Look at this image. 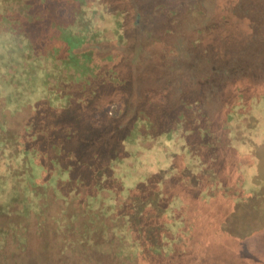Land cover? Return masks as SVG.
I'll use <instances>...</instances> for the list:
<instances>
[{"label":"trees","instance_id":"16d2710c","mask_svg":"<svg viewBox=\"0 0 264 264\" xmlns=\"http://www.w3.org/2000/svg\"><path fill=\"white\" fill-rule=\"evenodd\" d=\"M15 1L21 2L0 0V264H220L219 254L230 264L247 263L246 258L264 263L259 169L245 190L247 181L238 178L229 188L222 171H206L202 163L187 160L201 139L193 135L194 126L204 130L203 139L217 135L214 115L224 118L229 147L248 144L251 152L238 153L257 162L255 152L264 144V52L263 58L253 55L261 46L264 50V34L259 33L264 0H250L261 6L252 9L249 0H144L146 5L136 0H39L38 14L65 46L61 60L55 58L57 49L34 56L38 41L33 34L20 23L8 27L5 14ZM144 18L151 24L142 25ZM140 38L138 50L133 46L128 55L118 50L117 63L105 68L93 62L91 50L80 51L86 45L122 48ZM149 48H154L148 68L156 86L134 94L132 104L115 102L119 109L110 117L120 130L118 139L113 137L120 156L118 151L103 154L113 148L98 146L68 152L63 143H55L47 154H15L11 129H4L7 116L25 112L28 121L67 110L73 100L65 89L70 83L92 86L95 80L122 88L127 80L119 62L133 74ZM192 61L196 71L188 67ZM108 76L121 86L106 84ZM202 91L203 103L198 102ZM105 96L103 109L109 105ZM210 101L212 107L204 106ZM62 131V136H73L71 126ZM249 132L247 143L243 139ZM179 155L186 158L183 168ZM196 175L207 177L208 194L201 191L204 179ZM171 183L195 192L194 204L187 205V194L177 193ZM221 189L230 192L219 196ZM213 200L220 208L207 210ZM206 211L227 233L204 222ZM249 219H255L257 236L255 227L246 224Z\"/></svg>","mask_w":264,"mask_h":264},{"label":"rangeland","instance_id":"374dc122","mask_svg":"<svg viewBox=\"0 0 264 264\" xmlns=\"http://www.w3.org/2000/svg\"><path fill=\"white\" fill-rule=\"evenodd\" d=\"M13 2L11 5L10 10L6 11L7 19L9 20L8 27L13 26L16 23H20L23 26V30H25V33L27 34H33V39H36L38 41L37 45H35V53L34 56H45L48 53L52 52L54 49H57V53L55 55L56 60L64 59L66 56L65 52V46L56 39L57 33L54 29L51 28L50 24L47 20L40 17L38 14V11L40 9L39 0H20ZM136 3H141L143 5H146L144 3V0H136ZM258 1V0H257ZM23 6H28L27 10L25 9V13L19 12V8ZM249 5H254L252 8H260L261 6H255V3H251L249 0ZM146 15V13L143 15V17ZM146 17V16H145ZM151 24V20H146L145 18L142 20V25ZM2 25V24H1ZM0 25V26H1ZM4 27V26H3ZM260 32L264 34L263 28L259 29ZM141 44V38L136 41L135 44L131 43L125 47L122 48H112V47H106L103 46L100 47L98 50H95L89 46H85L80 51L83 50H91L92 53L95 55L93 62L99 64V67L105 68L106 66H114V64L117 63L118 56V50L120 53L129 54L132 47H137V45ZM146 49V48H145ZM154 48H149L148 54H146L145 59H143L142 64L139 63L134 67V73L132 74V70L129 73V69L127 66L120 65V62L118 64V67L120 68V72L123 74V77L125 80H127V84H124V87L122 88H110L105 86L104 84L99 85L100 82H97L95 80H92L91 85H84L83 83L80 84H69L65 86L66 91H69L71 96H73L72 103L70 104V107L67 110H64L60 113H55L53 111H50L49 117L45 118L42 116H36V120L33 118L32 120H25L24 113L21 112L17 116H13L9 118L7 116V119L4 121V129L7 130L11 129V134L13 135L14 139H12V146L15 148L14 152L15 154H19L23 150H29L30 152H41L43 154H47L46 152H53V147L56 145L55 143H63L61 147H63L68 152H90L88 150H91L93 148H96L95 146H98L99 148L104 147H110V149L113 148L112 151L103 152L109 153V156H114V153H119L118 156L122 154L120 152V148L114 145V136H119V129L116 130L117 120H113L110 117H114L115 113L119 109V105L115 102L120 101H126L130 104L134 103V99H132V96L134 94H141L144 91H153L155 85L154 79H152L153 73L149 70L148 65L151 63L150 60V54L151 50ZM135 50H138V48H135ZM264 50L261 46V49L257 51H254L253 58H263ZM132 53V52H131ZM137 52H133L132 59L135 58ZM112 55L111 61H102L104 59H107L108 56ZM100 62V63H99ZM194 62L189 63V69H192L196 71V66L192 65ZM194 67V68H193ZM187 68H184L186 70ZM99 71V68H98ZM198 71V70H197ZM99 72H97L98 74ZM196 73V72H195ZM195 73H192V75H195ZM70 74H72V71H70ZM128 76V77H127ZM103 80V79H102ZM97 82V83H95ZM106 84H113L121 86V83L118 80L113 79L112 77L108 76L105 81ZM95 83V84H94ZM98 85L97 88H94L93 85ZM96 85V86H97ZM84 86V87H83ZM126 87V88H125ZM214 89L216 93H219L220 88L215 87ZM101 91V94L99 93ZM94 92H98L99 94L97 96L99 97H93ZM107 93V96L109 95V102L106 109H103L102 103H105L103 101V98H105ZM205 91H202L199 101L203 103L206 99V95H204ZM206 94V93H205ZM212 96V95H211ZM214 96H212L213 98ZM144 96L142 97V101L140 100V103L143 102ZM147 100H149V97H147ZM145 101L147 104H152L150 102ZM128 103V104H129ZM139 103V104H140ZM154 103L157 104V101ZM186 104V103H185ZM229 105V102H227L224 105V110L226 109V106ZM0 106L1 102H0ZM204 106L207 108L212 107L213 104L210 102H204ZM228 107V109H230ZM39 113V112H37ZM214 116V115H213ZM212 116V128L213 131L217 134L215 136H208L207 138L203 139V132L204 130L200 129V127H193L191 130L193 131V135L195 137H201L199 141H197L193 145V152L187 157V160L191 157L192 160L195 162L202 163L203 169L206 171L212 170H220L222 171V180L224 185H228L230 188L234 185V183L237 181V179H242V181H247L246 189L251 188L249 182H253L251 180V174L252 172H256V168L260 171V178L264 180V144L261 146L260 149H257L255 152V158L257 159V162L254 161L253 158L247 157V156H241L238 152H251L248 148V144H245L247 146H243V148L238 149V146L229 147L230 145V137L228 138V134L226 131H222V124L221 121H223L222 116ZM223 119H222V118ZM31 125V128L29 126ZM52 126V127H51ZM71 126V134L72 137H65L62 136V128ZM51 127V128H50ZM24 128H27L26 130ZM115 128V129H114ZM114 130V134H113ZM9 130H7L8 132ZM9 133V132H8ZM117 134V135H116ZM11 136V138H13ZM62 136V137H61ZM251 133H247V135L244 136L247 143L251 142ZM47 137V139H45ZM70 138V140H69ZM233 139V137H231ZM240 139V138H239ZM69 140V141H68ZM86 142V143H85ZM188 143H191V141H188ZM48 145V146H46ZM86 145V146H85ZM148 146V145H147ZM234 146V145H233ZM209 148L211 150H209ZM109 149V150H110ZM241 151H238V150ZM81 154V153H80ZM115 154V155H116ZM182 154V153H181ZM82 155V154H81ZM108 155V154H107ZM182 155H179V161H180V167H184L186 165V158ZM194 156H197L199 159H194ZM239 164V167H238ZM103 165H100L99 167H102ZM240 169H238V168ZM256 167V168H255ZM238 170L239 173L237 172ZM76 172V171H75ZM75 172H72L75 174ZM197 179H200L204 181L201 182L200 185H202L201 191H205L206 194L210 192L209 188L210 185L205 182V178L203 175L199 176L196 175ZM254 178V177H253ZM186 183V182H185ZM172 189L175 188L177 193L187 194L188 197H183L187 205L194 204L193 197L196 195L195 192L188 190L187 186L184 184L179 185L178 187H175V183H171ZM253 184V183H252ZM209 191H208V190ZM240 188L237 189L238 192H240ZM230 192V190L225 192L223 189L219 191V196H225ZM219 199H222L219 197ZM217 204V205H216ZM219 203H217L215 200L212 201V204L207 205V210H213L215 208H220L218 206ZM192 206V205H191ZM217 210V209H216ZM217 213V212H216ZM203 218H206L204 222L212 223L213 225V231L217 227L219 229L220 234H225L227 232H224L221 230V224L220 220L212 221L210 219L209 212L206 211V213L202 214ZM219 218V217H218ZM5 219L2 218L1 221ZM220 219V218H219ZM4 222V220H3ZM6 222V220H5ZM248 224V228L255 227V219H249L246 221ZM0 227L4 228L3 223H0ZM212 228V227H211ZM252 233L256 235V227L252 228ZM260 233L264 232V230H259ZM251 232V231H250ZM256 232V233H255ZM257 236V235H256ZM253 238V237H252ZM227 240L226 238H224ZM245 248V246H243ZM219 257L221 258L222 262L220 264H230V258L225 259L224 257H221V254H219ZM248 261L250 259L246 258ZM242 263L239 262V264H254V263ZM238 264V261H237ZM255 264H264L262 261Z\"/></svg>","mask_w":264,"mask_h":264}]
</instances>
